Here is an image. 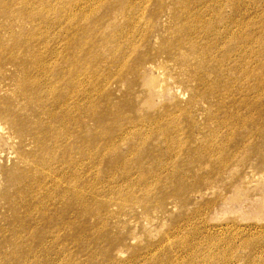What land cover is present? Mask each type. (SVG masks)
I'll use <instances>...</instances> for the list:
<instances>
[{
	"label": "rangeland",
	"instance_id": "1",
	"mask_svg": "<svg viewBox=\"0 0 264 264\" xmlns=\"http://www.w3.org/2000/svg\"><path fill=\"white\" fill-rule=\"evenodd\" d=\"M0 264H264V0H0Z\"/></svg>",
	"mask_w": 264,
	"mask_h": 264
}]
</instances>
